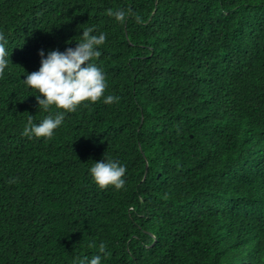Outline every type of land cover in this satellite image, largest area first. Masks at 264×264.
Returning a JSON list of instances; mask_svg holds the SVG:
<instances>
[{
	"label": "trees",
	"instance_id": "trees-1",
	"mask_svg": "<svg viewBox=\"0 0 264 264\" xmlns=\"http://www.w3.org/2000/svg\"><path fill=\"white\" fill-rule=\"evenodd\" d=\"M85 27L104 97L25 137L63 111L26 74ZM0 33V264H264V0H0ZM106 155L120 190L90 174Z\"/></svg>",
	"mask_w": 264,
	"mask_h": 264
},
{
	"label": "clouds",
	"instance_id": "clouds-1",
	"mask_svg": "<svg viewBox=\"0 0 264 264\" xmlns=\"http://www.w3.org/2000/svg\"><path fill=\"white\" fill-rule=\"evenodd\" d=\"M114 17L117 22L123 23L126 17L131 14L123 9L108 10L106 13ZM82 37H79L77 46L73 49L67 48L65 52L59 50L50 51L45 58L43 51L40 52L41 67L38 71L26 74L25 84L36 90L39 109L48 112L55 107L57 114L49 115L39 122L33 123V117L29 114L28 122L23 130V135L28 138L50 139L54 130L59 128L64 119L65 112H75L77 107L84 102L96 103L104 97L107 89L106 76L96 63L94 58L100 56L97 50L106 42L104 33L94 34L93 27H85ZM7 40L3 33H0V76H2L9 65L8 52L6 50ZM43 97V99L41 98ZM119 97L108 95L103 99L105 104L118 102ZM106 162H94L90 174L95 183L101 189L113 186L120 190L125 186L126 167L117 161L105 156ZM10 183L16 182L10 180ZM106 245H99V252L105 253ZM87 257L80 261L85 264ZM88 264H101V256L95 255Z\"/></svg>",
	"mask_w": 264,
	"mask_h": 264
}]
</instances>
